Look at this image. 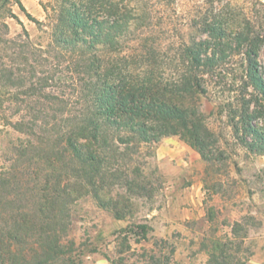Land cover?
Here are the masks:
<instances>
[{
    "label": "rangeland",
    "instance_id": "obj_1",
    "mask_svg": "<svg viewBox=\"0 0 264 264\" xmlns=\"http://www.w3.org/2000/svg\"><path fill=\"white\" fill-rule=\"evenodd\" d=\"M17 1L0 7V174L10 176L0 189L3 251L27 250L41 236L44 246L56 238L70 248L74 264H264V152L238 144L217 112L207 120L221 137L222 159L205 160L178 136L116 144L122 176L105 177L98 195L106 205L82 188V164L63 151L83 109L80 60L52 41L43 7L59 0H38L39 15L30 13L38 22ZM229 1L264 14V0ZM258 63L264 73V43ZM202 104L208 113L215 100L202 97ZM51 174L74 188L60 196L53 219L37 212L39 184ZM14 214L27 216L20 230L12 227Z\"/></svg>",
    "mask_w": 264,
    "mask_h": 264
},
{
    "label": "trees",
    "instance_id": "obj_2",
    "mask_svg": "<svg viewBox=\"0 0 264 264\" xmlns=\"http://www.w3.org/2000/svg\"><path fill=\"white\" fill-rule=\"evenodd\" d=\"M17 4L34 20L19 0ZM43 9L54 45L80 60L86 85L82 112L65 135L63 151L82 164V188L89 187L102 205L106 202L98 192L105 177L122 176L115 166L116 144L178 136L205 160L222 159L221 137L207 120L217 112L238 144L264 152V146L255 144L258 137L264 139V73L258 63L264 14L229 0H59ZM157 26L161 31L154 33ZM202 97L215 100L208 113ZM9 177L0 174V189ZM69 180L53 174L42 179L41 217L53 219L61 212L60 196L74 190ZM26 218L9 217L13 228ZM40 239L24 251L5 252L0 245V264H57L64 255V264H74L70 248L56 238L44 246Z\"/></svg>",
    "mask_w": 264,
    "mask_h": 264
},
{
    "label": "crops",
    "instance_id": "obj_3",
    "mask_svg": "<svg viewBox=\"0 0 264 264\" xmlns=\"http://www.w3.org/2000/svg\"><path fill=\"white\" fill-rule=\"evenodd\" d=\"M21 4L25 7V9L32 13V15H39L40 13V4L38 0H19Z\"/></svg>",
    "mask_w": 264,
    "mask_h": 264
}]
</instances>
